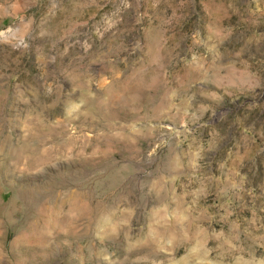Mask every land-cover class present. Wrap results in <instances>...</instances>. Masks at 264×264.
Wrapping results in <instances>:
<instances>
[{"label": "rangeland", "instance_id": "rangeland-1", "mask_svg": "<svg viewBox=\"0 0 264 264\" xmlns=\"http://www.w3.org/2000/svg\"><path fill=\"white\" fill-rule=\"evenodd\" d=\"M0 264H264V0H0Z\"/></svg>", "mask_w": 264, "mask_h": 264}]
</instances>
